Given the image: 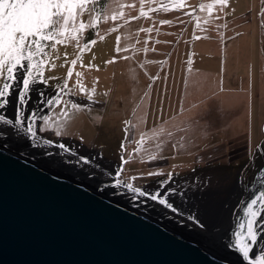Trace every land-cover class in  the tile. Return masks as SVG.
I'll return each mask as SVG.
<instances>
[{
  "label": "rangeland",
  "instance_id": "1",
  "mask_svg": "<svg viewBox=\"0 0 264 264\" xmlns=\"http://www.w3.org/2000/svg\"><path fill=\"white\" fill-rule=\"evenodd\" d=\"M231 1L235 16L226 18L225 26L234 25L237 32H227L218 47L209 49V71L185 87L180 83L172 103L161 105V90L141 86L146 70H152L161 58L158 42L145 47L140 35L130 30L133 24L120 23L127 21L125 16L116 21L103 19V15L123 12L124 0H100L95 5L101 13L99 23L84 33L79 44L68 41L57 44L55 50L46 48L50 56L43 76L49 79L32 85L39 95L32 112L37 113L45 102L38 135L65 145L67 151L61 150L72 156L91 157L110 174L119 170L116 179L134 187L152 190L168 184L187 191L204 187L216 192L215 187L228 191L239 180L246 188L264 163V0ZM93 39L96 43L89 44L90 50L81 52L83 44ZM77 56L80 59L73 66L71 61ZM53 63L55 67H50ZM70 67L71 78L67 76ZM77 72L82 73L79 79L91 100L79 91ZM57 93L61 103L47 105L46 100ZM73 103L81 106L79 111L71 108ZM61 108L72 113L70 119L63 118ZM58 124L62 125L59 129ZM138 141H142L139 151ZM240 188L234 193L240 195ZM224 197L223 192L203 197L196 208L209 217Z\"/></svg>",
  "mask_w": 264,
  "mask_h": 264
},
{
  "label": "water",
  "instance_id": "2",
  "mask_svg": "<svg viewBox=\"0 0 264 264\" xmlns=\"http://www.w3.org/2000/svg\"><path fill=\"white\" fill-rule=\"evenodd\" d=\"M8 99L0 115L14 120L17 96ZM37 100L32 89L25 117ZM14 128L0 123V264H249L229 245L247 203L264 192V163L246 188L235 180V203L226 187L210 219L197 206L183 218L117 185L116 172L102 176L54 142L33 147ZM258 219L250 260L264 253V210Z\"/></svg>",
  "mask_w": 264,
  "mask_h": 264
},
{
  "label": "snow or ice",
  "instance_id": "3",
  "mask_svg": "<svg viewBox=\"0 0 264 264\" xmlns=\"http://www.w3.org/2000/svg\"><path fill=\"white\" fill-rule=\"evenodd\" d=\"M143 2L144 0H141V3ZM148 2L151 3L152 0H148ZM214 2L222 6L227 4V0H214ZM99 3L100 0H0V109L7 108L9 103L8 98L12 95V90H17V105L14 120L0 115V123L10 126L14 124L16 135H20L21 133L27 135L30 140L34 141L33 147L51 144L50 140L41 139L37 135L35 129L37 113L33 111L32 114L25 117L23 112V107L29 102V93L32 91V85L37 83L38 80L40 83H45L49 79L43 76L44 65L49 63L48 57L50 56V52L46 51V48L55 50L57 44H65L68 41H76L79 44L84 37V33L89 29L95 28L99 23L101 13L95 10V5ZM183 6L184 0H179L174 5L176 8ZM199 7L201 10L207 8L209 13H211L213 4H200ZM158 10L167 12L169 11V7L163 0H160L159 8H148V12ZM148 12H145L141 8L139 16L149 18ZM123 16L124 13L120 12L111 17L103 15V19L108 20L111 18V20L116 21ZM137 18L132 17V19ZM160 23L170 24L171 21L162 20ZM111 30L115 31L116 29L113 28ZM141 31L150 33L153 29H141ZM100 39L103 40L104 37L101 36ZM119 39L120 37H117L118 41ZM95 43L96 40L94 39L84 43L80 51L90 50L89 44ZM121 50L117 47V51ZM123 50L127 51V49ZM65 56H67V53H65ZM124 58L128 59V57ZM78 59H80L79 56L72 60L71 64L75 66ZM146 63H151V61H147ZM50 67H55V64H50ZM81 67L85 66L81 64ZM88 67H91V65H88ZM19 69L25 70L20 77L16 75ZM72 75L73 68L70 67L67 76L71 78ZM75 75L78 78L79 91L85 93L88 99L91 100L92 96L87 92L79 79L82 77V73L77 72ZM18 79L21 81L20 84L15 83ZM64 87H67V84ZM40 95L44 96V93H40ZM60 103L59 93H57L56 97L46 100V104L49 106L53 104L59 105ZM80 107L78 104H71V108L76 111H79ZM60 111L63 118H71L72 113L66 109L61 108ZM42 119L47 125L49 118L45 116ZM57 127L59 129L62 125L58 124ZM44 130V128H40L41 132ZM156 134L155 132L153 133L154 136ZM56 135L60 136L61 131L57 130ZM137 143L138 148L136 150L139 151V145L142 141H138ZM59 147L67 151L65 145L60 144ZM121 147L123 148V145ZM154 158L150 157V159ZM84 162L87 163V160ZM261 171L264 172V169H261ZM116 174L117 176L119 175V170ZM149 175H158V173H149ZM169 177H171V174H169ZM121 183L119 180L116 181L117 185ZM124 187L139 196L150 195L152 200H158L161 205L172 208V204L160 198L159 193L149 194L127 183L124 184ZM262 210H264V192H261L247 203L244 210L245 219L239 220L236 224V229L231 233L233 239L229 246L234 247L249 264H264V253L255 255L251 260L249 259L250 252H253L252 245L256 242L258 235L257 227L260 223L258 218L261 217ZM173 211H176V209H173ZM190 218L195 219V217Z\"/></svg>",
  "mask_w": 264,
  "mask_h": 264
},
{
  "label": "crops",
  "instance_id": "4",
  "mask_svg": "<svg viewBox=\"0 0 264 264\" xmlns=\"http://www.w3.org/2000/svg\"><path fill=\"white\" fill-rule=\"evenodd\" d=\"M163 2L168 5L169 11L148 12L149 7L159 8L160 0H152L151 3L148 0H144L143 3L141 0H124L122 8L127 22L120 23L126 27L133 24L130 30L140 35L145 47L149 43L151 45L154 40L158 42L156 46L161 58L158 62L155 61L157 63H154L152 70H146L147 76L141 86L161 90L159 95L161 105H170L174 90L180 83L185 87L188 83L198 80V76L209 71L212 62V51L209 49L212 50L215 45L218 47L220 42L226 39L227 32L231 34L237 32L234 25L229 28L225 26V19L234 17L236 8L231 0H227V4L223 6L215 3L214 0H184V6L181 8L174 7L179 0H163ZM209 3L213 4L211 13L207 8L201 10L199 7L200 4ZM141 8L148 12L149 18L139 16ZM132 17L138 18L132 19ZM162 20H169L171 23L161 24ZM148 28H152L153 31L150 33L141 31ZM123 35L128 40L126 35ZM161 49L164 52H160ZM130 53L132 54V51ZM167 90H170L169 102L165 100L168 98Z\"/></svg>",
  "mask_w": 264,
  "mask_h": 264
},
{
  "label": "flooded vegetation",
  "instance_id": "5",
  "mask_svg": "<svg viewBox=\"0 0 264 264\" xmlns=\"http://www.w3.org/2000/svg\"><path fill=\"white\" fill-rule=\"evenodd\" d=\"M31 93H32V91H30V93H29L30 97H31ZM31 99H33V97ZM43 100H44V97H43ZM42 103L45 104L44 101H42ZM41 112H42V110H41ZM58 148H60V147L58 146ZM60 150H61V148H60ZM60 152L65 153L66 156L70 155L69 153H66L62 150ZM70 156H72V155H70ZM72 157H73V159H75L78 162H81L82 161L81 159L85 157L84 161L87 160V163H85L84 161L83 162L87 166H89L91 169H93V171H96L98 174H101L102 176L111 175L108 170H106V169L102 170L101 169L102 166H101L100 162L95 161L94 159H92L91 157H88L87 155L83 156L82 154H78V156H72ZM144 187H147V186H144ZM144 187H137V188H140L142 191H145L149 194L159 193L160 198H163L172 204V208H168L165 205H161L158 200H152L150 198V195L141 196L142 198H144L145 200H148V201H153L154 203H158L159 209L164 210L173 216L183 217V218L185 217L184 216L185 213H189L192 210L191 208L199 205V200L202 199L203 197H210L214 193L224 192V189L222 187L221 188L215 187L214 189L217 190L216 192L208 190L204 187L201 189L194 188L191 191H187V189H184L183 186L176 188V187H173L172 185H168V184L165 186H161V185L157 186L155 189H152V190H146ZM173 209H176V211H173Z\"/></svg>",
  "mask_w": 264,
  "mask_h": 264
},
{
  "label": "bare ground",
  "instance_id": "6",
  "mask_svg": "<svg viewBox=\"0 0 264 264\" xmlns=\"http://www.w3.org/2000/svg\"><path fill=\"white\" fill-rule=\"evenodd\" d=\"M12 95H16L17 96V91H16V94L15 93H12ZM20 135H24L23 133H21ZM63 154V153H61ZM235 188H238V185L236 184V186H233L231 188H229L228 190H230V196L232 197V200L233 202L235 203L236 200L240 199L241 196L240 195H237V193L235 194L234 191H235ZM228 192V191H227ZM227 198H223V200L221 202H224ZM149 202H152V201H149ZM158 205V203L156 204ZM166 210V209H165ZM207 219H210V217H207Z\"/></svg>",
  "mask_w": 264,
  "mask_h": 264
}]
</instances>
